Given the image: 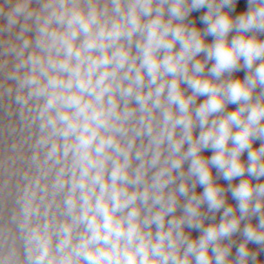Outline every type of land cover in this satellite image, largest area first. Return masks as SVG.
Returning a JSON list of instances; mask_svg holds the SVG:
<instances>
[{"label":"clouds","instance_id":"1","mask_svg":"<svg viewBox=\"0 0 264 264\" xmlns=\"http://www.w3.org/2000/svg\"><path fill=\"white\" fill-rule=\"evenodd\" d=\"M248 3L233 18L235 0H0V264H259L264 0ZM205 7L202 32L186 20ZM213 167L247 173L229 184L238 215Z\"/></svg>","mask_w":264,"mask_h":264},{"label":"built area","instance_id":"2","mask_svg":"<svg viewBox=\"0 0 264 264\" xmlns=\"http://www.w3.org/2000/svg\"><path fill=\"white\" fill-rule=\"evenodd\" d=\"M199 132L200 131H196L194 133V135L198 136L199 135ZM212 174H213V177L215 179V182L218 185H220V186H222L223 188L226 189L225 194L229 193L230 192V190H229V184H230L229 181L228 180H225L223 178V176L217 172V169H215L214 171H212ZM252 183L253 184H256V183H264V177H261L259 180L253 178L252 179ZM203 190H204L203 187L200 186L199 184H197L196 185V188L194 189V191L197 194H201L203 192ZM184 203H185V198L184 197H180V207L177 209L176 213H174L175 215L179 216V215L182 214L183 204ZM201 207H202V211L204 213H206V218L204 220V226L205 227L208 226L209 224L219 223L220 222L221 217H222L221 211H218V212H215V213L208 212L207 204L206 203L203 204ZM171 215L172 214H170L169 217H167V219H171ZM248 222L249 221L247 219H245L244 221H241L240 230L237 231L236 233H234L233 236L230 238L231 241H233V244H232L231 254H230L229 259L234 260L236 258L237 248L244 241V237H243V234H242L243 227ZM258 222H259L258 215L257 216H253L251 218V223H253L254 225L255 224H258ZM184 231H185V233L190 234V237L192 239H198L199 236L202 234L201 233V230L194 229V228L185 227ZM228 242H229L228 240H225L223 243L227 244ZM248 248L250 250H252L253 252H257L258 253L257 254V261L259 262V264H264V249H262V246L261 245H257L255 243L249 242L248 243Z\"/></svg>","mask_w":264,"mask_h":264},{"label":"crops","instance_id":"3","mask_svg":"<svg viewBox=\"0 0 264 264\" xmlns=\"http://www.w3.org/2000/svg\"><path fill=\"white\" fill-rule=\"evenodd\" d=\"M249 7V3L248 0H235V4L234 6L229 9V8H225L224 11L229 12V14L235 18L237 16H239L240 14L246 12L248 10ZM207 12V8H201L199 10H194L192 11L189 16L187 17L186 22L191 23L193 20H195L196 18H198V16L200 15H205ZM198 29H200L202 32L205 30L206 28V24L202 21L201 25L199 27H197ZM236 35V31L233 30L232 32L229 33V40H231V38L233 36ZM249 35H252V33H249ZM205 40L207 43H211L214 40V37L212 35H205ZM179 48V45H177V49ZM204 54L201 53L199 55L198 58H203ZM258 62V61H257ZM214 63V61H209L207 68H210L212 66V64ZM243 64V61H241V65ZM207 68L205 69V71L207 72ZM243 67L240 68V70L235 71L234 73H232V77L236 78V79H241L243 77ZM183 88L187 89V85H182ZM186 94H191V90L187 89ZM201 97H205V96H201Z\"/></svg>","mask_w":264,"mask_h":264},{"label":"rangeland","instance_id":"4","mask_svg":"<svg viewBox=\"0 0 264 264\" xmlns=\"http://www.w3.org/2000/svg\"><path fill=\"white\" fill-rule=\"evenodd\" d=\"M260 39H264V33H261V35H260ZM257 63H259V61H258ZM242 72H243V73H242V74H243V77L241 78V80H243L244 77L247 75V69H243ZM257 92H259V89H257ZM205 99H206V97H201V96H200V97L197 99V104L202 103ZM237 107H238L237 104H231V103H230V104L227 105V107H226V111H234ZM196 131H200V128L197 127V128L194 130V133H195ZM262 142H264V141H261V140H256V141H254V143H253V147H254V148H259ZM184 147H185V149H186V148L188 147V145L185 144ZM201 155H203L205 158H210V157L213 155V150H212V149H205V150L202 151ZM241 160L244 161L245 163L247 162V160H248V153H247V151H245V152L242 154V156H241ZM189 163H190V162H188V161H186V162L184 163L183 167H184V170H185V171H187V169H188V167H189ZM215 169H216V168L213 167V168H212V171H214ZM246 177H247V173H245V177H237V178H235L234 180L229 181V183L232 184V185H236V184H238V183L240 182L241 179L246 178ZM225 196H226V203H227L228 205L233 206L234 209H236V212H237V215H238V213H239V210H238V202L233 198L231 191H230L229 193L225 194ZM220 211H221V214L223 215V209H221Z\"/></svg>","mask_w":264,"mask_h":264},{"label":"trees","instance_id":"5","mask_svg":"<svg viewBox=\"0 0 264 264\" xmlns=\"http://www.w3.org/2000/svg\"><path fill=\"white\" fill-rule=\"evenodd\" d=\"M202 16L203 15L198 16V18H196L195 20H193L191 22V24L194 25L195 27H199L201 25V23H202V19H201ZM260 35H261V33L258 34V37L259 38H260Z\"/></svg>","mask_w":264,"mask_h":264}]
</instances>
